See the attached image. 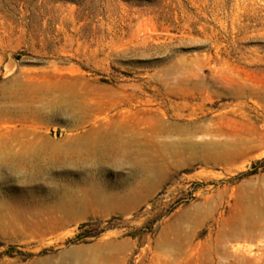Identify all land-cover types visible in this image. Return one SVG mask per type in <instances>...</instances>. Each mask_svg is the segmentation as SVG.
<instances>
[{"label": "rangeland", "instance_id": "rangeland-1", "mask_svg": "<svg viewBox=\"0 0 264 264\" xmlns=\"http://www.w3.org/2000/svg\"><path fill=\"white\" fill-rule=\"evenodd\" d=\"M263 209L264 0H0V264H264Z\"/></svg>", "mask_w": 264, "mask_h": 264}, {"label": "bare ground", "instance_id": "bare-ground-1", "mask_svg": "<svg viewBox=\"0 0 264 264\" xmlns=\"http://www.w3.org/2000/svg\"><path fill=\"white\" fill-rule=\"evenodd\" d=\"M14 61V60H13ZM16 63V62H15ZM36 108V107H35ZM35 115V114H34ZM125 130V128H124ZM127 130V129H126ZM100 133V132H99ZM95 134V133H94ZM96 137V136H95ZM78 138V137H77ZM123 138V137H122ZM81 139V137H80ZM79 139V140H80ZM92 139V138H91ZM105 140V139H104ZM4 141V140H3ZM24 141V140H23ZM69 141V140H67ZM127 141V140H126ZM130 141V140H129ZM5 142V141H4ZM70 142V141H69ZM85 142V140H84ZM83 142V143H84ZM87 142V141H86ZM6 143V142H5ZM36 143V142H35ZM128 143V142H127ZM26 144V143H25ZM64 144V143H62ZM68 144V143H67ZM108 144V143H107ZM19 145V144H18ZM61 145V144H60ZM66 145V143H65ZM71 145V144H70ZM111 145V144H110ZM82 146V145H81ZM87 146V145H86ZM13 147V146H12ZM90 147V146H89ZM16 148V147H15ZM20 148V147H19ZM4 149V148H3ZM103 149V148H102ZM5 150V149H4ZM17 150V149H16ZM44 151V150H43ZM69 151V150H68ZM7 152V151H6ZM37 152V151H36ZM87 152V151H86ZM24 153V152H23ZM3 154V153H2ZM4 155V154H3ZM91 155V153H90ZM22 157V156H21ZM47 157V155H46ZM11 159V158H10ZM33 159V158H32ZM82 160V159H81ZM5 162V161H4ZM10 163V164H9ZM73 163V162H72ZM8 164L12 167H10V169H12L15 173L19 174L20 173H24L21 172V164L18 161V157L16 155L15 159H13V161H9ZM50 166V165H48ZM52 166V165H51ZM43 168V167H41ZM36 173V172H35ZM33 175V174H32ZM259 196V195H258ZM262 197V196H261ZM260 201V200H259ZM252 202V201H251ZM240 205V204H239ZM241 206V205H240ZM245 206V205H244ZM247 206V205H246ZM206 207V206H205ZM208 207V206H207ZM262 207V206H261ZM255 208V207H254ZM264 210V209H263ZM247 214V213H246ZM263 214V213H262ZM192 216V215H191ZM254 218V217H253ZM232 227V226H231ZM222 234V232H221ZM264 235V225H260L257 221H249V219L247 220H243V219H239L234 226L232 227V229L230 230V232L226 235L227 237L230 238H245L248 240H255L258 236H263ZM225 236V237H226ZM177 239V238H176ZM168 240V239H167ZM246 242V241H245ZM174 243V242H172ZM178 244V243H177ZM166 245V244H165ZM164 245V246H165ZM168 245V244H167ZM166 245V246H167ZM174 245V244H173ZM172 245V246H173ZM179 245V244H178ZM227 247V246H226ZM219 248V247H218ZM168 249V248H167ZM173 251V250H172ZM167 252V251H166ZM179 252V251H177ZM170 254V253H169ZM180 254V253H179ZM177 256V255H176ZM188 257V256H187ZM178 258V257H177ZM221 258V257H220ZM180 259V258H179ZM178 259V260H179ZM177 260V259H176ZM226 260V259H225ZM225 262V261H224ZM169 263V262H168ZM226 263V262H225ZM178 264V263H177Z\"/></svg>", "mask_w": 264, "mask_h": 264}]
</instances>
